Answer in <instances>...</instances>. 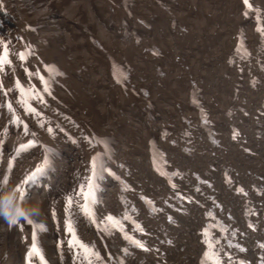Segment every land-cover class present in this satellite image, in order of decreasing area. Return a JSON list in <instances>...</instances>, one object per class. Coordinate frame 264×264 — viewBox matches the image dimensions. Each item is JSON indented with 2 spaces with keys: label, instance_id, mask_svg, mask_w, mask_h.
<instances>
[{
  "label": "bare ground",
  "instance_id": "1",
  "mask_svg": "<svg viewBox=\"0 0 264 264\" xmlns=\"http://www.w3.org/2000/svg\"><path fill=\"white\" fill-rule=\"evenodd\" d=\"M6 1L8 3L9 8H16V7H14V5H15L14 0H6ZM136 1L137 0H135V3H136ZM180 1H181L180 5L184 6L185 0H180ZM19 2H21L22 8H34V7H36V0H17V3H19ZM116 3H117V1L111 2L109 0L108 4L105 3L102 6H100V8L96 9L97 15L100 17L101 10H104L106 18L109 19L110 21L115 22L116 19L120 16V14H116L114 11L115 9H113L114 5H116ZM156 3H157L156 8H148V9H149V14L152 17L151 21H153V26L157 27V34H160V33H162V31L164 29H163V26L158 24L157 20H158V15L163 14V11H161L159 8L160 3L158 2V0H156ZM18 5H20V3ZM47 7L49 9L51 8V12H55L53 10V8H54L53 5L47 4ZM103 7H106V8H103ZM183 9L187 10V8H183ZM188 10H192V8H190ZM232 11H234V9H232ZM57 14H58L57 24L59 22V17H61V19H60V21L62 22V24L60 25L61 34H63L65 37L72 36L73 38H75L77 36V34H80V32H78V30L77 31L72 30V32H71L70 28H69V24H73L75 26V28H78V29H80V27L82 25L89 26L91 24V22H87L85 24H83L81 22V20H84L86 22V17L79 18L78 20L69 19L65 13L64 8H62L60 14L59 13H57ZM171 21H172V18L164 17V22L167 23L169 26L171 24ZM210 21H211L210 19L207 20V22H210ZM220 21L221 20H219L218 22H220ZM66 22H67V25H65ZM100 22H101V17H100ZM178 23H179V21H178ZM55 26L56 25H54V24H50L48 26V28H50L51 30L54 31ZM96 28L98 31L101 32L99 44L102 45L104 48H107L106 43H108L110 41L111 34L109 32H105V31L103 32L102 26L99 27L98 25H96ZM67 39L71 42L70 38H67ZM222 41L225 43L223 50L229 48L231 43L228 44L225 41V39H222ZM66 53L69 55V56L65 55V62H64V65L67 67L66 68L67 74L68 73L71 74V78H72V80H74L77 83V86H81V84L83 86H86V84H87L86 82L88 81L87 78H89L91 75L89 68L80 70L81 72L85 73V79H83L81 83L77 82L75 79V76L80 71H78V66L72 68L69 64L66 63V60L72 59V56H73V55L68 53V48L64 49V54H66ZM131 55H132V58L139 57L141 55V52H140V50L131 49ZM121 56L126 57V54H121ZM97 60L103 64L101 59L98 58ZM144 63H147V62H144ZM189 64H190V62H189ZM140 66H141V64L138 65L136 67V69H138ZM103 67L105 68L104 64H103ZM92 68H94L93 64H92ZM177 69H180V68L177 67ZM209 81H211L212 90L215 91V89H216V88H214L215 83L213 82L212 77H209ZM69 82H70V80H69ZM150 82L151 81H148V83H150ZM105 85H112V83L110 81H108V82H105ZM70 86H71V84H70ZM75 91L78 92V90H75ZM241 97H243L248 102L252 101L251 97L247 94H242ZM2 106H3V99H2V96L0 95V108ZM171 111H172V109L167 111V114L169 115V117H173L169 113ZM0 113L2 114L3 118L7 117V115L3 111H0ZM138 117L142 120L141 124L143 126L145 125V135L146 136L144 137V139H146L148 137V135L150 133H152L153 129L158 126L159 122L158 121L150 122L149 121L150 119H147V121L144 123L143 119H145L146 117L143 114L136 116V118H138ZM130 118H131V116H130ZM102 119L103 118L100 115L99 120H102ZM237 119H238V117H237ZM122 123L124 125L126 124L124 118L122 119ZM219 123L222 125H227L229 122H227L226 120H220ZM258 123H261L263 125V128H264V119L263 118H259L258 120H256L255 124L252 122H247L246 125L247 126L251 125V126L257 127ZM153 124L155 125V127L153 126ZM2 126H3V123L0 122V129ZM98 130H100V129H98ZM100 133H104V131H100L99 134ZM8 137L9 136H7V138ZM151 137L152 136H150L149 139ZM23 138L24 137H22V136L19 137L17 140L15 138H10L8 140V142L10 144H15L16 142L19 143L20 141L23 140ZM222 144L224 145V150H226L227 152L239 153L237 150L232 149L229 146L225 137H223V139H222ZM177 149H179V147ZM261 149H262L261 147H257L258 151ZM171 152H170V155H171ZM138 153H140V152H138ZM154 154H155V156L158 155V148L157 147H154ZM197 155L198 154L194 155L193 157L188 158V160H191L192 158L196 157ZM187 157H189V156H187ZM88 158H89V153L84 149H82V152L80 153L79 158H78V156L74 155L73 152L68 151L66 160H64L65 165H63V163H62V166L70 167L72 176H74L75 171L78 170L77 175L80 176L81 171L79 169L82 168V163L87 161ZM138 160L135 161V166L133 169H135V170L138 169V172H143L145 167L147 168V166L148 167L150 166L149 153L147 152V150H146V161L145 160L138 161ZM33 163L34 162L32 159L25 160L20 165L19 171L17 173L25 172L22 170L24 168L32 165ZM192 170L193 169L190 166V171H192ZM147 173L148 172H146V174L145 173H143V174L150 175V173H148V174ZM12 177H13V173L9 172L6 167L1 168V170H0V219L5 218V215H3V213L7 211L8 204L11 202V194L13 193V188L15 185V180H13ZM61 179L62 178H60V180ZM151 179H153V180L152 181H150L148 179L146 180V182H147L146 187H148L149 190L150 189L151 190L157 189L159 186L157 184H152V183L157 182V181L152 176H151ZM57 182L58 181L56 180L55 183H57ZM60 191H63V188L60 187L59 185H57L55 187V189L50 193V196H52L53 200L52 199L50 200L47 207H49L51 209L59 210L60 212H62V208L65 206L64 202L57 203L54 200V199H58L60 197L58 195V192H60ZM18 195H21V192H19ZM111 196H114V195L112 194ZM255 201L259 205L258 210L247 208L246 212H256L259 215V211H262L264 208V201L260 200V199L255 200ZM205 202L210 203L211 201L209 200V201H205ZM223 202H224L225 208H229L231 206L228 201L227 202L223 201ZM19 207H20L19 201H16L15 210H14L13 215L9 218V223H11V221L17 215V211L19 210ZM260 215H261V218H263L262 214H260ZM229 216L234 218V221L229 224L226 231L219 232V235H220L219 239L214 238L215 241H217L219 243L221 240H224L226 244L222 245L220 248H211L208 251H205L204 249L199 247L197 232L199 231V229L201 227L205 230L210 229L211 218H209L207 214H204L203 219H202V216L200 217L196 213H193V215L189 214L188 218L184 219L186 221L185 226H183V225L180 226L179 224H177V226H179L178 230L170 232L171 236L173 237V241L176 240L174 243H170V242L160 238L157 235H148L147 238H142L141 235H139L140 233L137 232L138 231V222L133 220V219H129L126 221L122 218H116L115 223H114L115 228H116L115 233H116V241L117 242H115L114 238L110 234L107 235L105 232L102 233L100 230L96 231L95 233H89L87 235H84L83 236V242L86 243V245L93 244L95 246V252L99 256L102 257V259H101L102 261L106 262L107 261V252H111V255H113L114 259H116V261L120 264H128V263L129 264H135V263L138 264L139 262H142L143 258L148 259L145 262L147 264H264V241L262 240L264 238L263 225L259 223L256 226L255 230H251L247 227H243L241 229V231L245 234H254L255 238L256 237L259 238V240H260L259 242L255 243L251 237H247V238H245L244 241H242L243 235L240 231H238L236 229L240 228L244 224L241 223L240 220L238 219L237 207H232V211L230 212ZM72 218H74V213H72ZM76 218H77V216L75 217V219ZM158 220H159L158 217H154L151 220V224L158 223ZM227 221H228V219L225 217V218H223V220L217 221L215 224V227L220 229L221 226H223L224 224L227 223ZM162 226H163L162 223H158L159 228ZM18 229H21L20 225L16 226V230H18ZM57 230H60V227L51 226L46 233H53L54 234ZM259 230H263V232L260 235H257ZM8 232L11 234V235L9 234L11 239L7 241V246L4 250L0 249V253L7 251L8 245H12V246L17 245V247L14 248V251H13L14 254L13 255L19 256L21 258V262H22V258L26 255V253H29L33 249L34 242H30V244L27 243L26 241L22 240L18 234L11 233L6 228V226L4 225V226L0 227V244H1V241L4 239V237L8 234ZM190 233H192V236L190 235ZM122 237H124L130 244V248H128L127 251H123V252H126V253L130 252L129 256L134 258V259H130V258L125 259L120 254V252H121L120 251V243L123 241L119 242L118 240H120V238H122ZM231 239H235L238 242L236 244H234ZM37 241L41 245V247L44 251V254L45 255H46V253L48 254L51 264H69V263L71 264L73 262V260H74V253L73 252H66V255L68 256V258L66 259V262H61L59 255L54 254V253H58V250H59L58 249V244H59L58 241L59 240H55L54 237L48 236L47 240L44 241L42 244L39 242V239ZM161 246H162V248H161ZM232 246L236 247V248L234 249V248H232ZM148 247H152V248H148ZM155 247L161 249L162 252L159 251L158 249H156ZM54 250H55V252H54ZM36 251L37 252L41 251V248L39 245H36ZM167 251H172L173 256L172 257H163V254L167 253ZM206 252H207V255H206ZM205 256L208 259V262H207V260L205 261ZM46 258L48 260L47 255H46ZM209 258H211V260H209ZM132 260H135V262L133 263ZM21 262L19 264H21Z\"/></svg>",
  "mask_w": 264,
  "mask_h": 264
},
{
  "label": "rangeland",
  "instance_id": "2",
  "mask_svg": "<svg viewBox=\"0 0 264 264\" xmlns=\"http://www.w3.org/2000/svg\"><path fill=\"white\" fill-rule=\"evenodd\" d=\"M110 1L114 2V1H118V0H110ZM14 2H15L14 7L17 8V4L20 3V6L22 8L21 2L17 3V0H14ZM219 2H220V0H193V4L197 5V7H199V8H197L195 6H191V7L188 8V6L192 5L191 0H188L187 2L186 1L184 2V4H185L184 6L183 5H179V7L187 8V10L190 9V8H193V9H195V12H198V11L201 12V10H204L207 7H211V9H212V20H213V10H217L218 9L217 5H218ZM105 3L108 4L109 0H36V6H44V5H46V7H47V4L48 5L50 4V5H53V7H54L53 10L54 11H56V9L59 8L60 12H61L62 8H64L65 9V13H66V15H67V17L69 19L78 20L79 18L86 17V22L84 20H81V22L83 24H85L87 22H91L92 23L95 20L99 27H101V24H100L101 22H100V17L97 15L96 9L100 8V6H102ZM156 6H157L156 0H137L136 3H135V7L138 10V18L142 19V10L144 8H156ZM201 7H206V8H201ZM236 7H237V4L234 1H231L230 5L227 8V12L228 11L232 12V9H234ZM24 9H30V8H24ZM60 19H61V17H59V22H58V24H56V26L54 28V31H57V29H58L60 31V33H61L60 25L62 24V22L60 21ZM197 19H198V23L200 25H203L205 22H207V20H209V19H206L205 17H201L200 14L198 15ZM218 23H221V21L218 22ZM65 25H67V22H66ZM214 26L218 27V24H215ZM69 28H70L71 32H72V30L73 31L79 30L78 28H75V26L73 24H69ZM71 43H72V48H73L74 54L72 56V59H67L66 60V63L69 64L73 68V67H76L77 64L82 62V61H85V60L89 61V64H88L87 68H89V71L91 72V75H90L89 78H87L88 81L86 82L87 84L84 87H87L88 89H90V91H89V93H87L85 95V98H88L90 100V102L94 105V107L88 106V105H84V106L81 107V111H77V113L80 116L85 117L86 119H88V122L90 123V125L93 127V129L97 133H99L100 131H104L105 132V131L110 129L111 125H110V123L107 120H105L103 122L101 120H99V117L101 115V111L106 113L107 115H113V114L116 113L118 105H121L123 102H126L127 99L121 98L122 95H123L122 93H120L119 98L116 97L115 91H113L114 90L113 89L114 88L113 85H105V82H108V79L106 78V76L104 74L103 64L100 63L97 60L98 58L93 55L95 50L91 46L86 45L84 43V41L81 38V34H77V36L75 38L72 37ZM220 46L222 47V50H223L224 46H225V43L223 41H221L220 42ZM92 64L94 65V68H92ZM69 84H71V87H74L75 90H78L77 83L74 80H70ZM90 84H91V86H90ZM81 86H83V85L81 84ZM83 94H84V92H83ZM95 109H99L100 111L99 110H95ZM128 117H130V116H128ZM105 125H109V126H105ZM153 126L155 127L154 124H153ZM141 127H143L142 129L145 132V125L143 126L141 124ZM98 129H100V130H98ZM120 149H122V148H120ZM145 169H146V167H145ZM143 173L146 174V172H138V169L137 170H135V169L132 170V174L135 177L139 178V180H137L136 178H134V179L136 180V182L139 183L140 187H142V189H144L145 191H149V188L146 187V185H147L146 180L147 179L150 180L151 176L150 175H145ZM157 185L159 186V183ZM214 188L218 189L219 186L216 184L214 186ZM251 198L253 200L260 199V200L264 201V196L258 197L256 195H251ZM36 199H37V202H34V203L30 204L33 207V209H37V210H41L42 211V210L47 208V205H46L47 197H45V198L37 197ZM222 199L225 202L228 201L226 198H222ZM206 201H209V200H206ZM193 213L198 214V216H200V217L202 216L201 215V211L198 210V209L193 210L190 215H193ZM185 223H186V221L182 220L180 222V224L179 223L178 224L180 226L181 225L185 226ZM19 230H21V229H18L17 232ZM9 234L10 233L8 232V234L1 241V244H0V249L1 250H4L6 248L7 241L11 239ZM190 235L192 236V233H190ZM175 241L176 240H174L173 242H175ZM115 242H117V241H115ZM119 242H121V241H119ZM161 248H162V246H161ZM120 251H121V249H120ZM120 254L125 259H128V258L134 259V258L129 256L130 252L126 253V252L121 251ZM46 255H47L48 259H49V256H48L47 253H46ZM172 256H173V252L172 251H167V253L163 254V257H172ZM15 257L17 258L18 262L20 263L21 262V258L19 256H15ZM146 260H148V259H144L143 258L142 262H139L138 264H147V263H145ZM132 262L134 263L135 260H132Z\"/></svg>",
  "mask_w": 264,
  "mask_h": 264
}]
</instances>
